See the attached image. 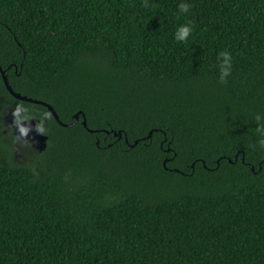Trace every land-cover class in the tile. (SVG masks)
<instances>
[{"label": "trees", "instance_id": "trees-1", "mask_svg": "<svg viewBox=\"0 0 264 264\" xmlns=\"http://www.w3.org/2000/svg\"><path fill=\"white\" fill-rule=\"evenodd\" d=\"M15 107L0 264H264V0H0Z\"/></svg>", "mask_w": 264, "mask_h": 264}, {"label": "water", "instance_id": "water-1", "mask_svg": "<svg viewBox=\"0 0 264 264\" xmlns=\"http://www.w3.org/2000/svg\"><path fill=\"white\" fill-rule=\"evenodd\" d=\"M2 75H3V79H4V83H5L6 87L14 96H16L17 98H20L22 100L43 103L44 105H46L47 111L52 113L62 124L67 125L66 123H64L60 120L58 113L56 112L55 108L50 103L43 101V100H40V99H37V98L29 97L27 95H23L20 92L15 91L12 88L11 84L9 83L8 78L5 75L4 70H2ZM21 111H22V109L19 107L9 108V113L6 115V117L18 116L21 114ZM80 114H83V121H82L83 124L86 127H88L85 114L82 113L81 110L74 114L75 120H77L79 118ZM13 126H14V130L16 132H18L23 138L26 137L28 134H32L33 138L35 140H37L39 149L43 150L46 147L48 136H47V134H45L41 131L37 118L31 117V118H27V119H22L18 122H14ZM151 133H152V131H150L149 136L151 135ZM115 134L122 135V131L121 130L116 131ZM126 140H127V138H126ZM137 142H138V140H135V143H137Z\"/></svg>", "mask_w": 264, "mask_h": 264}, {"label": "rangeland", "instance_id": "rangeland-1", "mask_svg": "<svg viewBox=\"0 0 264 264\" xmlns=\"http://www.w3.org/2000/svg\"><path fill=\"white\" fill-rule=\"evenodd\" d=\"M0 124H1V122H0ZM3 128H4V125L1 124V126H0V141L8 144L11 147V149L13 151L12 160H15L19 163H23V162H27V161L32 160L33 153H34L33 151H35V149H37V148H35L33 145H31L30 143H28L24 140H18L17 141V149H15L13 147V143H11V141L14 139L12 137L6 135L3 132ZM27 144H30L31 147H33V148L29 147Z\"/></svg>", "mask_w": 264, "mask_h": 264}, {"label": "flooded vegetation", "instance_id": "flooded-vegetation-1", "mask_svg": "<svg viewBox=\"0 0 264 264\" xmlns=\"http://www.w3.org/2000/svg\"><path fill=\"white\" fill-rule=\"evenodd\" d=\"M21 115V114H20ZM19 117V115L18 116H13V117H5V115L3 114V121H2V123H3V125H4V128H3V132L6 134V135H8V136H10V137H12L14 140H12L11 141V143H13V147L15 148V149H17V141L18 140H21L20 138H22V140H24V141H26V142H28V143H30L31 145H33L35 148H37L39 151H41V149H39V147H38V143H37V140H35L34 138H33V135L32 134H28L26 137H22L18 132H16L15 130H14V126H13V123L14 122H18V121H20V120H22V119H27V118H22V119H20V118H18ZM28 118H31V117H28ZM38 119V118H37ZM38 124H39V119H38ZM40 126V125H39ZM40 129H41V126H40ZM10 143V144H11ZM47 146V145H46Z\"/></svg>", "mask_w": 264, "mask_h": 264}, {"label": "clouds", "instance_id": "clouds-1", "mask_svg": "<svg viewBox=\"0 0 264 264\" xmlns=\"http://www.w3.org/2000/svg\"><path fill=\"white\" fill-rule=\"evenodd\" d=\"M180 8L182 11H187L188 9V5L187 4H181L180 5ZM191 31V29L187 26V25H184V26H181L177 32H176V38L177 39H183L189 32ZM225 55V57L227 58V55L226 53H222ZM260 144L261 145H264V140H261L260 141Z\"/></svg>", "mask_w": 264, "mask_h": 264}]
</instances>
